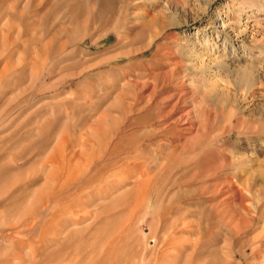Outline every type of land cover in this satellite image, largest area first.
Here are the masks:
<instances>
[{
    "label": "rangeland",
    "instance_id": "rangeland-1",
    "mask_svg": "<svg viewBox=\"0 0 264 264\" xmlns=\"http://www.w3.org/2000/svg\"><path fill=\"white\" fill-rule=\"evenodd\" d=\"M0 264H264V0H0Z\"/></svg>",
    "mask_w": 264,
    "mask_h": 264
}]
</instances>
